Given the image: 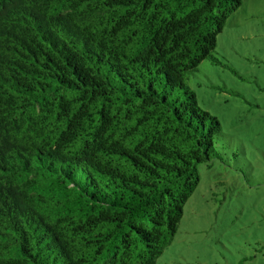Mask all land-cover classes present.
Returning a JSON list of instances; mask_svg holds the SVG:
<instances>
[{"label":"trees","instance_id":"obj_1","mask_svg":"<svg viewBox=\"0 0 264 264\" xmlns=\"http://www.w3.org/2000/svg\"><path fill=\"white\" fill-rule=\"evenodd\" d=\"M240 0H0V264H156L218 121L188 79Z\"/></svg>","mask_w":264,"mask_h":264},{"label":"rangeland","instance_id":"obj_2","mask_svg":"<svg viewBox=\"0 0 264 264\" xmlns=\"http://www.w3.org/2000/svg\"><path fill=\"white\" fill-rule=\"evenodd\" d=\"M188 85L219 123L220 158L198 165L156 264H264V0H240Z\"/></svg>","mask_w":264,"mask_h":264}]
</instances>
